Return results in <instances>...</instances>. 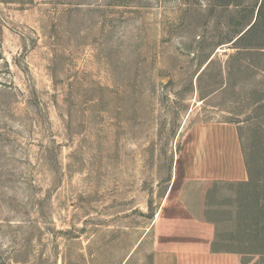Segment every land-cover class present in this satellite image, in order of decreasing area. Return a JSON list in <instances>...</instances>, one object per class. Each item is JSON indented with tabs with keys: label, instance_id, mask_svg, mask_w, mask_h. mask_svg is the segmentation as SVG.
<instances>
[{
	"label": "rangeland",
	"instance_id": "374dc122",
	"mask_svg": "<svg viewBox=\"0 0 264 264\" xmlns=\"http://www.w3.org/2000/svg\"><path fill=\"white\" fill-rule=\"evenodd\" d=\"M263 1L0 0V264H169L185 199L264 264V45L234 44ZM206 123L238 128L246 182L185 186Z\"/></svg>",
	"mask_w": 264,
	"mask_h": 264
},
{
	"label": "crops",
	"instance_id": "0c3cea01",
	"mask_svg": "<svg viewBox=\"0 0 264 264\" xmlns=\"http://www.w3.org/2000/svg\"><path fill=\"white\" fill-rule=\"evenodd\" d=\"M187 139L182 159V181L186 187L247 181L248 170L236 126L226 123L194 125ZM183 193L182 200L185 198ZM169 221L170 229L166 233L169 247L159 252L160 261L166 259L171 261L169 264H238L235 254L214 252L215 228L197 217L189 199L172 208Z\"/></svg>",
	"mask_w": 264,
	"mask_h": 264
},
{
	"label": "trees",
	"instance_id": "16d2710c",
	"mask_svg": "<svg viewBox=\"0 0 264 264\" xmlns=\"http://www.w3.org/2000/svg\"><path fill=\"white\" fill-rule=\"evenodd\" d=\"M250 38L256 41L257 43L256 45H259L260 47L264 45V1L258 10V16L256 21L252 25H250V28L244 34H242L234 44L244 42ZM216 252H222V251H216ZM224 252L235 253L230 251H224Z\"/></svg>",
	"mask_w": 264,
	"mask_h": 264
},
{
	"label": "water",
	"instance_id": "95a60500",
	"mask_svg": "<svg viewBox=\"0 0 264 264\" xmlns=\"http://www.w3.org/2000/svg\"><path fill=\"white\" fill-rule=\"evenodd\" d=\"M249 28H250V27H249ZM249 28H248V29H249ZM248 29H247V30H248ZM247 30H246V31H247ZM246 31H245V32H246ZM245 32H244V33H245ZM244 33H243V34H244Z\"/></svg>",
	"mask_w": 264,
	"mask_h": 264
}]
</instances>
